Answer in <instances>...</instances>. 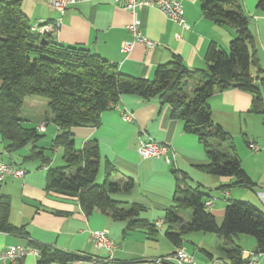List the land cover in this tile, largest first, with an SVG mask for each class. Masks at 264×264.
<instances>
[{
	"label": "crops",
	"instance_id": "obj_1",
	"mask_svg": "<svg viewBox=\"0 0 264 264\" xmlns=\"http://www.w3.org/2000/svg\"><path fill=\"white\" fill-rule=\"evenodd\" d=\"M182 2L189 28L171 20L157 7L138 8L133 14L114 0H78L65 12L55 8L51 0H21V8L33 25H53L55 31L52 35L57 41L84 46L118 64L125 73L153 78L157 66L169 62L176 54L191 69L206 68L205 55L210 44L215 42L227 52L231 39L236 36L233 27L218 25L203 15L201 0ZM241 2L255 35L258 69L261 70L257 72L255 68L254 71L264 81V8L258 5L259 0ZM134 15L142 21L143 34L156 42L153 48L147 49L138 42L132 50H124V43L131 39L127 25ZM191 81L188 90L193 89ZM31 96L28 102L26 97L24 103L39 107L43 99ZM253 101L252 93L237 87L216 91L207 101L214 121L232 136L243 138L242 143H235L236 152L248 176L255 182L252 188L234 185L224 189L221 186L232 183L233 176L215 175L202 169L200 165L208 163L209 159L199 137L185 131L183 120L173 117L171 106L161 104L158 97L145 100L135 94H125L113 107L102 112L98 126L73 127L77 147H83L90 140L99 143L102 156L99 174L102 172L106 177V168L111 163L115 167L112 179L133 177L132 190L119 191L113 198L125 202L123 206L127 208L132 203L142 205L140 218L148 219L156 226L157 232L153 234L149 233L147 226L129 227L128 219H114L98 209L86 214L76 198L45 189L48 168L53 167L54 161L57 162L54 154H63L62 147L51 150L52 143H47L58 131L52 114H45L35 125L40 132L50 134L45 142L40 139L36 143L37 150H43L45 157L51 158L49 164L40 157L27 158L32 153L33 143L8 152L0 135V161H11L26 171L22 177L9 178L0 183V196H10V221L18 226L25 225L27 232L23 235L0 231V249L9 245H29L31 238L67 250L107 256L109 251L97 248L92 239L94 229H107L116 243L113 254L117 260L122 264H144L149 258L163 256L180 247L167 236L165 228L168 223H165L164 217L165 209L174 203L179 181L182 186L198 187L200 191L203 188L220 190L216 193L203 191L207 199H214L210 209L219 223L218 216H224L228 199L248 201L264 209V114L251 111ZM123 109L133 113L132 121L122 117ZM23 118L28 120L26 116ZM42 122H45L43 129L40 128ZM149 138L169 145L170 155L175 153L172 162L163 157H143L138 152L140 140ZM251 139L258 144L259 151L250 149ZM191 213L182 217L185 222L190 221ZM160 219L163 225L158 227L155 223ZM181 224L176 222L169 227L179 230ZM234 240L243 251L256 250V239L251 235L239 234ZM180 244L204 264H223L225 251L230 247L225 238L201 230L185 232ZM38 260L39 255L28 254L23 264H39ZM68 264L95 262L74 260ZM259 264H264V252L260 253Z\"/></svg>",
	"mask_w": 264,
	"mask_h": 264
},
{
	"label": "trees",
	"instance_id": "obj_2",
	"mask_svg": "<svg viewBox=\"0 0 264 264\" xmlns=\"http://www.w3.org/2000/svg\"><path fill=\"white\" fill-rule=\"evenodd\" d=\"M258 5L264 8V0ZM203 15L218 25H229L236 36L226 52L217 43L210 44L205 58L206 68H189L180 55L157 66L153 78L135 76L121 71L118 64L84 46L66 45L57 41L54 31L33 30L30 18L21 8V0H0V135L8 152L33 143L27 158L40 157L47 164L43 150L36 143L44 136L36 126L23 123L22 109L29 95L48 98L52 120L58 131L51 140V150L63 149L65 164L50 167L45 189L78 200L86 214L98 209L114 219H128L129 227L147 226L149 233L157 232L148 219L140 218L143 206L113 198L119 191H131L133 177L114 180V165L108 163L102 184L96 178L101 160L97 140L76 146L73 127L98 126L101 114L118 103L125 94H135L145 100L158 97L161 104L171 106V114L182 119L184 130L194 133L202 142L208 163L200 165L207 172L233 176L234 181L222 185L253 187L236 152L233 136L213 119L208 98L216 91L237 87L254 96L251 111L264 114V81L256 76L258 69L255 35L241 0H201ZM196 76L199 84L188 90V83ZM223 146L222 148L220 146ZM178 170H174L177 172ZM184 179V177H183ZM207 197L198 187L177 183L173 204L165 209V223L182 222L179 230H166L171 241L181 246L185 232L201 230L225 238L223 264H245L243 248L234 237L248 234L256 239V252H264V209L243 200L231 199L225 207L223 221L206 206ZM190 209L191 219L185 222L180 210ZM11 198L0 196V231L27 234L25 225L10 221ZM29 245L40 249L39 264H68L74 260H93L95 255L85 251L67 250L56 245L29 240Z\"/></svg>",
	"mask_w": 264,
	"mask_h": 264
},
{
	"label": "built area",
	"instance_id": "obj_3",
	"mask_svg": "<svg viewBox=\"0 0 264 264\" xmlns=\"http://www.w3.org/2000/svg\"><path fill=\"white\" fill-rule=\"evenodd\" d=\"M123 8L136 14L138 8L157 7L168 18L180 23L185 28H189L190 24L185 16L183 0H114ZM78 0H51L52 5L61 12H65L69 6L75 5ZM134 19L127 25L131 34V39L123 45L124 50L130 51L136 43H142L147 49H151L156 45V42L147 37L142 32V21L134 15ZM48 24L33 25V30L54 31L55 27ZM122 117L127 121H132L134 115L129 110L121 111ZM45 122H42L40 128L43 129ZM249 147L252 151H259L258 144L252 139L249 141ZM138 152L143 157H163L167 162H172L173 156L170 155V147L168 144L155 140L153 138L141 139L138 146ZM26 173L25 169L17 166L11 161H0V183H4L9 178H19ZM206 206L211 208L214 204L213 198L206 200ZM158 227L163 225V220L160 219L155 223ZM93 243L97 248H105L109 251L107 256H97L92 260L95 264H122L116 259L113 252L116 249L115 241L109 236L107 229H94L92 231ZM28 254L40 255V249L32 245H9L0 249V264H23V259ZM242 256L246 259L245 264H259L260 253L256 251H243ZM144 264H204L200 262L196 255L189 252L185 247H178L175 251L165 254L157 258H149Z\"/></svg>",
	"mask_w": 264,
	"mask_h": 264
},
{
	"label": "rangeland",
	"instance_id": "obj_4",
	"mask_svg": "<svg viewBox=\"0 0 264 264\" xmlns=\"http://www.w3.org/2000/svg\"><path fill=\"white\" fill-rule=\"evenodd\" d=\"M229 28H230V26H229ZM227 52H230V50H228ZM199 80H200V77L199 76H196L194 79H192V81H191V85L193 86V88H195V87H197L198 86V84H199ZM31 97H33V96H31V95H29V96H27V102L29 101L28 99H31ZM36 97V96H35ZM37 97H40V99H43V101H42V104L39 106V107H31V106H28V105H26L25 103H24V106H23V109H22V115L23 116H26V118L28 119L27 121H25L24 120V124L25 125H27V126H35V125H37L38 124V122L40 121V120H42L44 117H45V114H47V115H49V116H51V111H50V108H49V105H48V102H49V100H48V98H46V97H44V96H37ZM33 106V105H32ZM45 121V120H44ZM50 123H53V121H50ZM229 132V131H228ZM41 133H43L44 134V136L42 137V141L43 142H45V138H49L48 136L50 135V134H48V133H46V132H41ZM46 134H48V135H46ZM233 138H234V141H235V143H242L243 142V138H241L240 136H233ZM48 140H50V141H47V143H51V140L52 139H48ZM221 148L223 147L222 145L220 146ZM61 150H63L62 148H61ZM55 155V159H57V162H55L54 161V163H53V167H57L58 165H61V164H64V160L62 159V153L60 152V153H57L56 152V154H54ZM104 180H105V175H103L102 174V172H101V174H99L98 173V176H97V178H96V183L97 184H102L103 182H104ZM216 187V186H215ZM201 190H203V191H206V192H211V191H213L214 193H216V192H220V190H215V189H208V188H203V189H201ZM117 193V192H116ZM115 193H113L112 194V196L114 195ZM219 198H221V197H219ZM218 202H219V200H218ZM191 212V210L190 209H183V210H180V215L183 217V218H185V216H188L187 215V213L189 214ZM218 219L219 220H221L220 221V223H219V221H218V223L219 224H221L222 223V221H223V217H221V216H218ZM168 227H169V224H166V228H165V232H166V230L168 229ZM164 234V233H163Z\"/></svg>",
	"mask_w": 264,
	"mask_h": 264
}]
</instances>
